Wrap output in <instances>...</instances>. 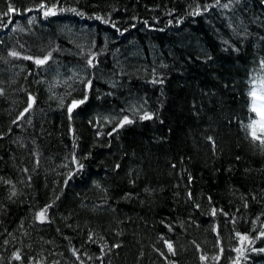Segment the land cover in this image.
Instances as JSON below:
<instances>
[{
	"label": "trees",
	"instance_id": "16d2710c",
	"mask_svg": "<svg viewBox=\"0 0 264 264\" xmlns=\"http://www.w3.org/2000/svg\"><path fill=\"white\" fill-rule=\"evenodd\" d=\"M215 3L0 0V264H264V0Z\"/></svg>",
	"mask_w": 264,
	"mask_h": 264
},
{
	"label": "snow or ice",
	"instance_id": "6c2138e0",
	"mask_svg": "<svg viewBox=\"0 0 264 264\" xmlns=\"http://www.w3.org/2000/svg\"><path fill=\"white\" fill-rule=\"evenodd\" d=\"M217 5H220V0H216V3L214 5H212V7H215ZM221 7H224V8H227L228 7V4H223V5H220ZM41 7L43 8L44 5H41ZM70 11L76 13L77 15H83V13L81 12H78L77 9L73 8V9H69ZM13 11H16L12 5L10 4L9 7H8V11L3 13L4 16H7L10 12H13ZM30 11V9H29ZM55 15V12L52 11L51 9H48L44 12V15L45 16H48V15ZM195 14L199 15L200 14V9L199 7H197L196 11H195ZM96 19L98 20H101L102 22H106L103 20V17L101 16H96L95 17ZM119 31V29H117ZM9 55L12 56V57H18V53L16 51H11L9 52ZM51 57V53L48 54V56H45L43 58H35L34 60V63L37 65V66H41V65H44L48 62V60L50 59ZM24 59H33L32 57H24ZM93 59H89L88 60V64L90 66L93 65ZM262 66H264V61L261 62ZM155 82V81H154ZM88 87L91 86V82L89 81L88 84H87ZM250 96L252 97V106H251V110L253 112H256L258 116H261V121H255L253 120L251 124H248L245 126L246 128V131H248V134L250 135L251 139L253 141H259V144L261 146H264V111H261L262 108H264V104L260 105V107L258 108L257 106V92L255 90H250ZM30 100H33L32 97L29 98ZM85 101L84 100H80V101H73L71 107H69L68 111L69 113H71L72 109L74 107H77L79 104H82L84 103ZM33 103H34V100H33ZM32 107V104H29L28 108L25 109V112L29 111L30 108ZM21 116H23V113L21 114ZM152 115L149 114V113H144L142 116H141V119H144V120H148V119H152ZM129 123H132V120H130L128 117H124L123 120L121 121L120 123V126L123 127L124 124H129ZM259 123L260 125V135L258 136L257 134V124ZM250 130V131H249ZM209 140H211V138H209ZM214 143V142H213ZM76 163L78 164L79 166V169H83V165L82 164H79V161H76ZM69 179H71V175L68 177ZM14 194V193H13ZM191 195V194H189ZM47 207H51V205H48ZM46 212H47V208H45L44 210L40 211L37 215H38V218L41 220V222L44 221V219L46 218ZM215 213V210H213V214ZM237 236L240 238V241L241 243L245 240H248L249 238L247 236H244V235H241L240 233H237ZM260 237H264V231L260 232L259 234ZM259 238V237H258ZM251 243V241H249ZM166 244H167V247H168V250L169 252H171L172 254H175L174 252V249H173V245L171 242H167L166 241ZM235 251H237L238 253H241V255H243V249L241 247H237L235 249ZM259 251H264V249H259ZM75 255V253H74ZM15 259H20L19 257V254H16L15 255ZM202 260L206 259V257L202 256L201 257ZM239 260V257L237 258Z\"/></svg>",
	"mask_w": 264,
	"mask_h": 264
},
{
	"label": "rangeland",
	"instance_id": "374dc122",
	"mask_svg": "<svg viewBox=\"0 0 264 264\" xmlns=\"http://www.w3.org/2000/svg\"><path fill=\"white\" fill-rule=\"evenodd\" d=\"M264 104V97L260 96L258 93H257V106L258 108L260 107V105ZM261 111H264V108L261 109ZM257 114V113H256ZM257 121H261V116H258L257 115ZM257 132H260V125L259 123L257 124Z\"/></svg>",
	"mask_w": 264,
	"mask_h": 264
}]
</instances>
